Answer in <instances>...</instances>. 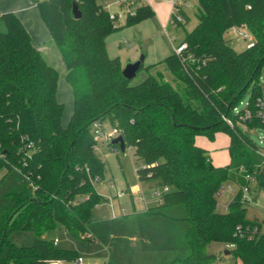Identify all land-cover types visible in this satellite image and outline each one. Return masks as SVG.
I'll use <instances>...</instances> for the list:
<instances>
[{"label":"trees","instance_id":"16d2710c","mask_svg":"<svg viewBox=\"0 0 264 264\" xmlns=\"http://www.w3.org/2000/svg\"><path fill=\"white\" fill-rule=\"evenodd\" d=\"M35 1L67 67L74 107L63 125L58 68L34 45L16 14L0 15L6 27L0 29V264L74 261L77 250L44 237L59 228L78 240L104 244L107 264H213L218 255L209 250L215 243H233L228 249L242 264H264L263 223L247 217V205L264 189V156L244 129L264 127L256 115L264 0H198L199 22L186 31L185 48L158 62L174 83L158 71L138 84L124 76L120 57L108 54L106 39L119 27L106 0ZM181 13L188 20L183 8ZM154 17L142 0L125 25ZM172 21L183 24L173 15ZM233 27L247 28L254 37L242 51L226 38ZM253 84L247 106L253 117L240 121L234 110ZM95 122L118 127L126 147H135L139 179H155L165 187L157 204L116 217H92L104 199L93 179H102L105 170L95 148ZM217 131L230 135V162L223 166L196 143L198 135L213 138ZM226 181L240 189L221 211L219 194ZM247 186L251 201L244 198ZM240 226L257 231L240 233ZM15 230L33 231V244L11 242Z\"/></svg>","mask_w":264,"mask_h":264},{"label":"rangeland","instance_id":"374dc122","mask_svg":"<svg viewBox=\"0 0 264 264\" xmlns=\"http://www.w3.org/2000/svg\"><path fill=\"white\" fill-rule=\"evenodd\" d=\"M111 1L110 9L113 12H117L120 16L115 20V25L119 27L115 32L122 30L126 27V14H124V9L121 8L119 0H108ZM175 1L177 0H151L159 10V13L165 22L163 26L155 19L149 18L154 21L158 27V33L160 40L165 41L168 45L169 50L174 51V45L178 46L183 41L186 31H190L198 24L199 20L197 17V12L199 9L198 0H178L181 7L188 15V20H183L182 25H177L170 20V16L175 9ZM163 20V19H161ZM1 30H6L4 25H0ZM241 31H249L247 28H236L233 27L229 29L226 33V38L229 43L237 51H242L251 45L254 41L252 39L244 38ZM114 32V33H115ZM158 37V38H159ZM127 39L131 42L133 47L136 43L131 41L130 37L126 35L121 41L122 48L129 49L130 47L124 44V40ZM135 43V44H134ZM158 43V42H156ZM142 47L140 54L145 55L148 50H155L157 46L155 40H142L139 44ZM155 46V47H154ZM50 48L48 50V61L50 64L58 68L60 72L59 80V94L58 99L65 104V112L62 119L63 125H67L68 120L73 109V92L69 82L66 80L67 67L62 59L58 47L51 40ZM151 50V52H152ZM153 50V51H154ZM157 52V50H156ZM146 67V66H145ZM141 68L138 71V75L131 79L132 84H138L142 82L149 75H157L158 71L163 72L164 77L170 82L174 83L173 74L166 68L163 63H158L152 68ZM264 76V65L261 69ZM67 87V89L65 88ZM254 91V84L251 85L245 93L242 95L240 100L236 105L234 113H237L244 108H246L251 100ZM107 129L111 130L112 126L107 124ZM249 137L259 146L262 151H264V127L257 126L254 128L244 127ZM230 140V135L225 131H217L213 138L205 134H200L196 137V142L209 148L210 153H215V163L225 164L229 159V149L228 144ZM117 150L114 151L112 146L107 141L98 140L96 152L98 156L105 162V170L102 179L96 181V190L103 196L104 199L97 204L93 211L92 217H108L113 214L131 213L134 210H139L145 207L146 204L149 206L155 205L157 199L165 192V187L158 185V180L148 179L140 180L137 175V160L135 156V147L128 146L125 150L120 147H116ZM221 162V163H220ZM225 162V163H224ZM224 187L221 189L219 194V209L224 211L230 202L235 197L236 193L239 192V185L234 181L224 182ZM230 188H233L231 190ZM126 208V210H124ZM136 208V209H135ZM247 217L248 218H258L263 223L264 231V189L259 191L257 200L251 201L247 205ZM48 239L57 238V246L64 249L77 250L78 256L84 258L83 264H106L107 263V253L97 252L95 244L88 242L86 240H78L72 236L70 232L59 228L55 231L48 232L44 235ZM34 232L31 230H15L9 234V239L11 242L18 246H30L34 242ZM215 247H210V252H217L218 258L213 264H242L239 260H236L233 254L224 253V245L221 243H215ZM63 264H73V261H65Z\"/></svg>","mask_w":264,"mask_h":264},{"label":"crops","instance_id":"0c3cea01","mask_svg":"<svg viewBox=\"0 0 264 264\" xmlns=\"http://www.w3.org/2000/svg\"><path fill=\"white\" fill-rule=\"evenodd\" d=\"M143 1L146 4H149L153 8V10L155 11V17L153 18V19H155V22L158 23V21H159L160 24H162V26H163V22H165V20H164V18L161 17L159 10L157 9V6L153 2H151V0H143ZM111 3H112L111 1L106 0V8L111 13L116 14V17L114 18V20H116L117 17L120 16V14L117 12H113L110 9ZM119 4H120V2H119ZM6 12H13L14 14H16L18 16V18L22 21V23L24 24V26L28 30L34 45H36L39 48V50H41V52L44 54V56L48 60V50L50 49L48 47L51 44V40L53 41V39H52L51 32H50L47 24L45 23L44 19L42 18V15H41L40 10L38 8L37 2L35 0H0V15H2L3 13H6ZM161 19H163V20H161ZM170 20L172 21V14L170 16ZM155 22L152 21L151 19H146V20H143L141 22L133 24L129 27H126L122 30H119V31L109 35L106 39L108 54L111 57H120V59L123 63V67H124V65L126 63L131 62V61H136L137 59H139L141 51H142V47H139L138 44L142 40H148L149 39L151 41L155 40V44L157 46L156 47L154 46L155 47V50L153 48L154 51L151 49L152 52H151V50H148V52L145 54L144 66H149V65H153L155 63H158L159 61H161L162 59H164L165 57L170 55L172 53V51L169 50V47H168V45H166L165 41L160 40L159 33H158L159 29H158ZM1 24L4 25L3 23H0V25ZM164 28L166 29V27H164ZM126 35L130 37L131 41L134 40V42L136 43V45H134L132 47L131 42L129 40L125 39L124 44L126 46L130 47L129 49L122 48L123 42L121 41V39L124 36L126 37ZM126 40L129 41V43H130L129 45L125 43ZM156 42H158V43H156ZM156 50H157V52H156ZM59 80H60V78H59ZM65 88L67 89V87H65ZM71 89H72V87H71ZM72 92H73V90H72ZM58 94H59V84H58L57 96H58ZM73 107H74V94H73ZM72 113H73V109L71 111L70 118L72 116ZM63 116H64V114H63ZM70 118H69V120H70ZM69 120H68V122H69ZM229 144H230V140H229ZM229 144H228V146H229ZM198 145H200V144H198ZM200 146L204 147L209 152L211 159H212V162L215 165L223 166V165H226L230 162V153H229V159L226 163L224 162L225 164H216L214 162L215 161V158H214L215 153H210L209 148H207L203 145H200ZM159 200H160V197L157 199V202L155 204H157L159 202ZM148 207H150V206L148 204H146L145 207H142L139 210H134L133 212L142 211V210L147 209ZM124 210H126V208ZM133 212H131V213H133ZM127 214H130V213H127ZM116 216H118V214H113L112 216H108V217H116ZM99 218H107V217H98V218H94V219H99ZM86 241L92 242L93 244H95L94 245V246H96V250L94 251L95 253H97V252L98 253L99 252L100 253L101 252L107 253V261H108L109 251H108V248L104 244H102L101 242H99L97 240H86ZM211 247H215L214 244ZM224 247H225V249H224L225 254H232L230 252V250L225 245H224ZM214 253H216L218 255L217 252L214 251ZM80 258L82 259V264H83L84 258L83 257H80Z\"/></svg>","mask_w":264,"mask_h":264},{"label":"built area","instance_id":"2783aa9c","mask_svg":"<svg viewBox=\"0 0 264 264\" xmlns=\"http://www.w3.org/2000/svg\"><path fill=\"white\" fill-rule=\"evenodd\" d=\"M142 0H119L121 8L124 9V14H129L132 13L134 14L136 12V8L139 5V3ZM181 4L178 0L177 2L175 1V9L172 13V15L174 16V18L181 22L184 20L183 14L181 13ZM111 17L115 18L116 14L111 13ZM241 34L244 38L247 39H252L253 35L250 31L247 32H243L241 31ZM126 44H130L129 41H125ZM185 48V44L181 43L178 46H174V51L177 53H180L183 49ZM261 85H262V91L261 94L258 96L257 100H256V107H257V112L256 115L257 117L261 120V122L264 124V76L261 77ZM236 109V108H235ZM239 113V119L240 121H245V120H251L252 119V113L250 111L249 108H245L243 112H237ZM225 120L228 121V123L232 124V121L230 119H228L227 117H224ZM93 131L95 133L96 136V140L98 142V140H102V141H107L111 146L112 149L114 151L117 150L116 147H119V145H114L112 143V140L116 137H118L119 135H121V131L118 127H112L111 130H108L107 127L105 128L104 125H102L100 122H95L93 124ZM95 148H97V143L95 145ZM259 152L264 156V151H262V149L259 148ZM248 179H251L253 181H255V178L251 175H247L246 176ZM98 179H100L99 176H95V178L93 179L94 182L98 181ZM224 186H222L223 188ZM230 188V186H228ZM231 190H233V188H230ZM245 195L244 198L247 201H251V196H249L248 191H249V187H245ZM238 230L240 233H249V235H252V232L257 231V228L255 227L253 230L247 228V230L244 232L243 228L240 226L238 227ZM58 242V239L55 238V243ZM227 248H233L234 244L233 243H229L226 245ZM65 261L63 260H52L50 261L49 264H63ZM73 264H82V259L80 257L76 258L73 261Z\"/></svg>","mask_w":264,"mask_h":264},{"label":"water","instance_id":"95a60500","mask_svg":"<svg viewBox=\"0 0 264 264\" xmlns=\"http://www.w3.org/2000/svg\"><path fill=\"white\" fill-rule=\"evenodd\" d=\"M73 13L77 18L81 17L82 15L80 9L78 8V4L76 2L73 4ZM144 60H145V55H141V57H139V59H137L136 61H131L126 63L123 67L124 76L127 77L128 79H132L136 77L138 75V71L141 69L142 65L144 64ZM112 142L114 144H118L122 150H125L126 144L124 137L122 135H119L118 137L114 138Z\"/></svg>","mask_w":264,"mask_h":264}]
</instances>
